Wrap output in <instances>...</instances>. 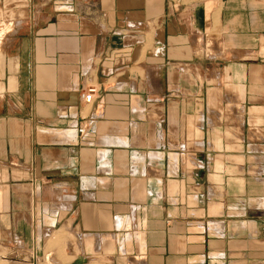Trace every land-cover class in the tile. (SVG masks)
Returning <instances> with one entry per match:
<instances>
[{"label": "crops", "instance_id": "obj_1", "mask_svg": "<svg viewBox=\"0 0 264 264\" xmlns=\"http://www.w3.org/2000/svg\"><path fill=\"white\" fill-rule=\"evenodd\" d=\"M0 21V264H264V0Z\"/></svg>", "mask_w": 264, "mask_h": 264}, {"label": "built area", "instance_id": "obj_2", "mask_svg": "<svg viewBox=\"0 0 264 264\" xmlns=\"http://www.w3.org/2000/svg\"><path fill=\"white\" fill-rule=\"evenodd\" d=\"M97 91V87L95 85H88L87 87L83 88V93H82V99L83 102L86 105H92L95 99V93ZM86 124L80 127L79 131L81 133H84L86 131Z\"/></svg>", "mask_w": 264, "mask_h": 264}, {"label": "rangeland", "instance_id": "obj_3", "mask_svg": "<svg viewBox=\"0 0 264 264\" xmlns=\"http://www.w3.org/2000/svg\"><path fill=\"white\" fill-rule=\"evenodd\" d=\"M2 23L4 24L2 27H5V25L6 26H10V24L13 25V22L12 23H9L8 21H0V24H2ZM212 41H213L212 39H209V43H210V46L208 47L209 51H212V49H213V43H212Z\"/></svg>", "mask_w": 264, "mask_h": 264}, {"label": "bare ground", "instance_id": "obj_4", "mask_svg": "<svg viewBox=\"0 0 264 264\" xmlns=\"http://www.w3.org/2000/svg\"><path fill=\"white\" fill-rule=\"evenodd\" d=\"M3 25H4V24H0V29H1L0 31H6V30H8V29H11L10 26H12V25L10 24V26H6V25H5V27H2ZM2 33H3V32H2ZM0 34H1V33H0ZM3 34H4V33H3ZM1 37H2V36H1Z\"/></svg>", "mask_w": 264, "mask_h": 264}]
</instances>
